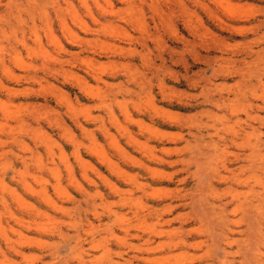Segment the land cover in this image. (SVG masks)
<instances>
[{
	"label": "rangeland",
	"instance_id": "obj_1",
	"mask_svg": "<svg viewBox=\"0 0 264 264\" xmlns=\"http://www.w3.org/2000/svg\"><path fill=\"white\" fill-rule=\"evenodd\" d=\"M0 264H264V0H0Z\"/></svg>",
	"mask_w": 264,
	"mask_h": 264
},
{
	"label": "bare ground",
	"instance_id": "obj_2",
	"mask_svg": "<svg viewBox=\"0 0 264 264\" xmlns=\"http://www.w3.org/2000/svg\"><path fill=\"white\" fill-rule=\"evenodd\" d=\"M251 158H252V157H251ZM250 162H251V161H250ZM215 178H217L218 181H220V182H224V180H225L223 177H221V176H219V175H218L217 177L215 176ZM227 204H228V203H227ZM220 205H221V204H220ZM224 205H225V204H222V206H224ZM173 207H174V206H173ZM173 207H172V208H173ZM222 208H223V210H224L225 207H222ZM222 208H221V209H222ZM172 210H173V209H172ZM165 212H166V211H165ZM170 212H171V209L169 210V213H170ZM245 212H246V211H245ZM202 217H203V216H202ZM197 218H198V216H197ZM198 219H200V218H198ZM201 220H203V219H201ZM201 220H200V221H201ZM201 222H202V221H201ZM185 223H186V222H185Z\"/></svg>",
	"mask_w": 264,
	"mask_h": 264
}]
</instances>
